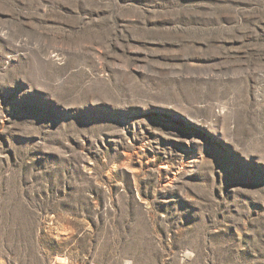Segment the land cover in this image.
<instances>
[{
  "label": "rangeland",
  "instance_id": "rangeland-1",
  "mask_svg": "<svg viewBox=\"0 0 264 264\" xmlns=\"http://www.w3.org/2000/svg\"><path fill=\"white\" fill-rule=\"evenodd\" d=\"M0 264H264V0H0Z\"/></svg>",
  "mask_w": 264,
  "mask_h": 264
}]
</instances>
